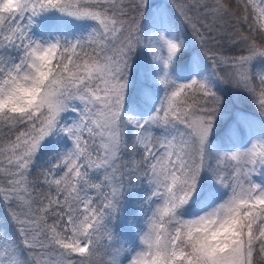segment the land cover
I'll return each instance as SVG.
<instances>
[{
    "label": "snow or ice",
    "instance_id": "6c2138e0",
    "mask_svg": "<svg viewBox=\"0 0 264 264\" xmlns=\"http://www.w3.org/2000/svg\"><path fill=\"white\" fill-rule=\"evenodd\" d=\"M0 264H264V0H0Z\"/></svg>",
    "mask_w": 264,
    "mask_h": 264
}]
</instances>
